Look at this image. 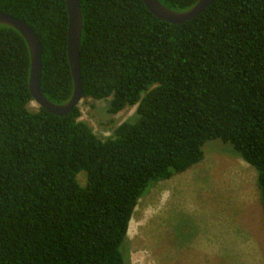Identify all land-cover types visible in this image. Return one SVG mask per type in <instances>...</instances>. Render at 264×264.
I'll list each match as a JSON object with an SVG mask.
<instances>
[{
    "label": "trees",
    "instance_id": "1",
    "mask_svg": "<svg viewBox=\"0 0 264 264\" xmlns=\"http://www.w3.org/2000/svg\"><path fill=\"white\" fill-rule=\"evenodd\" d=\"M159 1L181 11L197 0ZM79 3L81 99L135 111L99 137L78 105L65 115L30 108L27 43L0 24V264H130L138 199L199 162L210 139L255 168L264 214V0H212L179 24L142 0ZM0 11L35 31L41 89L67 101L65 0H0Z\"/></svg>",
    "mask_w": 264,
    "mask_h": 264
},
{
    "label": "rangeland",
    "instance_id": "2",
    "mask_svg": "<svg viewBox=\"0 0 264 264\" xmlns=\"http://www.w3.org/2000/svg\"><path fill=\"white\" fill-rule=\"evenodd\" d=\"M106 105L107 99L78 103L80 119L99 137L135 111L130 106L108 114ZM202 149L199 162L150 184L138 199L124 245L130 264H264L255 168L219 138Z\"/></svg>",
    "mask_w": 264,
    "mask_h": 264
},
{
    "label": "water",
    "instance_id": "3",
    "mask_svg": "<svg viewBox=\"0 0 264 264\" xmlns=\"http://www.w3.org/2000/svg\"><path fill=\"white\" fill-rule=\"evenodd\" d=\"M146 8L158 19L170 23H183L202 13L212 0H197L188 9L177 11L168 8L159 0H142ZM68 16L66 52L73 89L70 98L60 104L49 101L41 89V42L35 31L23 20L0 11V24H6L15 28L25 39L29 56L30 67L28 76V88L34 101L46 111L65 115L71 111L82 98V81L79 64V47L82 33V13L79 0H65Z\"/></svg>",
    "mask_w": 264,
    "mask_h": 264
}]
</instances>
